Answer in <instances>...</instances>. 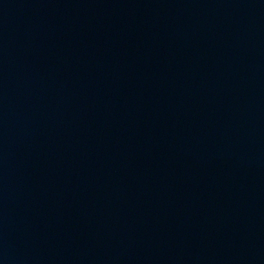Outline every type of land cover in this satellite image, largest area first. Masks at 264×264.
<instances>
[{"label": "water", "instance_id": "95a60500", "mask_svg": "<svg viewBox=\"0 0 264 264\" xmlns=\"http://www.w3.org/2000/svg\"><path fill=\"white\" fill-rule=\"evenodd\" d=\"M0 264H264V0H0Z\"/></svg>", "mask_w": 264, "mask_h": 264}]
</instances>
